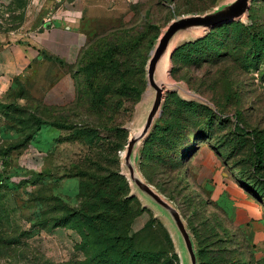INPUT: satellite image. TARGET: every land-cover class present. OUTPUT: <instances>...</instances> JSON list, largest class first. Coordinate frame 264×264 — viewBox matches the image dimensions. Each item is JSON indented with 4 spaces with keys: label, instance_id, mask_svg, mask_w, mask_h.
Returning a JSON list of instances; mask_svg holds the SVG:
<instances>
[{
    "label": "rangeland",
    "instance_id": "rangeland-1",
    "mask_svg": "<svg viewBox=\"0 0 264 264\" xmlns=\"http://www.w3.org/2000/svg\"><path fill=\"white\" fill-rule=\"evenodd\" d=\"M155 1L88 25L74 62L57 59L65 97L40 73L0 97V264H182L174 227L134 191L121 158L155 36L227 0ZM20 27L17 10L1 7L3 43ZM195 37L176 41L140 170L177 207L201 264H264V0ZM218 182L251 199L249 224L217 198Z\"/></svg>",
    "mask_w": 264,
    "mask_h": 264
},
{
    "label": "crops",
    "instance_id": "crops-1",
    "mask_svg": "<svg viewBox=\"0 0 264 264\" xmlns=\"http://www.w3.org/2000/svg\"><path fill=\"white\" fill-rule=\"evenodd\" d=\"M155 0H0V8L17 10L20 19V42L3 43L0 35V97L14 80L26 83L33 81L38 73L44 82L56 80L55 95L65 97L69 87L67 76L57 61L65 64L74 62V55L81 49L87 35V27L100 21H124L131 16L133 8H147ZM89 25V26H88ZM39 52H43L42 55ZM55 63L52 69L39 67L43 63ZM61 73L60 79H56ZM55 88V89H56ZM217 198L231 204L235 219L241 224H249L255 209L251 199L239 189L229 184H216ZM221 197V198H220Z\"/></svg>",
    "mask_w": 264,
    "mask_h": 264
},
{
    "label": "water",
    "instance_id": "water-1",
    "mask_svg": "<svg viewBox=\"0 0 264 264\" xmlns=\"http://www.w3.org/2000/svg\"><path fill=\"white\" fill-rule=\"evenodd\" d=\"M250 1L227 0L205 13L180 15L167 23L150 50L145 66L147 98L141 105L135 121L136 125L134 124L123 149L121 165L131 187L171 222L181 244L182 264H186V258L188 264H198L194 240L175 204L147 182L141 174L140 149L155 121L161 115L169 63L178 46L176 41L179 36L190 32L195 34V38H199L216 25L240 20L246 16Z\"/></svg>",
    "mask_w": 264,
    "mask_h": 264
},
{
    "label": "trees",
    "instance_id": "trees-1",
    "mask_svg": "<svg viewBox=\"0 0 264 264\" xmlns=\"http://www.w3.org/2000/svg\"><path fill=\"white\" fill-rule=\"evenodd\" d=\"M157 37L158 36H155V40H154V43H155V41H156V39H157ZM199 39H201V37H199V38H196V40H199ZM154 43H153V45H154ZM153 47V46H152ZM149 56V55H148ZM148 59V58H147ZM147 62V61H146ZM145 66H146V64H145ZM146 80V79H145ZM161 116V115H160ZM160 116L157 118V120L155 121V124H154V126H153V128H152V130L150 131V133H149V135H148V137L145 139V141L143 142V144L150 138V136H151V134H152V132H153V130H154V128H155V126H156V124H157V121L159 120V118H160ZM57 128H62L61 126H59V127H57ZM143 144H142V147H143ZM142 147H141V149H140V157H139V170H140V158H141V151H142ZM255 148H256V159L257 160H259L260 159V145L259 144H255ZM140 172H141V170H140ZM141 174L143 175V173L141 172ZM143 177L145 178V180L147 181V182H149L148 181V179L143 175ZM150 183V182H149ZM159 191V190H158ZM160 192V191H159ZM196 252H197V258H198V264H201V262H200V249H196Z\"/></svg>",
    "mask_w": 264,
    "mask_h": 264
}]
</instances>
